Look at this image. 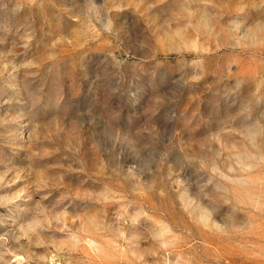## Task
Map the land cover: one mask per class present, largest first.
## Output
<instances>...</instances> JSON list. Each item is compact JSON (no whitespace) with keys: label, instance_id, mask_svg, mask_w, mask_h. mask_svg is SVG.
Instances as JSON below:
<instances>
[{"label":"rangeland","instance_id":"rangeland-1","mask_svg":"<svg viewBox=\"0 0 264 264\" xmlns=\"http://www.w3.org/2000/svg\"><path fill=\"white\" fill-rule=\"evenodd\" d=\"M0 264H264V0H0Z\"/></svg>","mask_w":264,"mask_h":264}]
</instances>
